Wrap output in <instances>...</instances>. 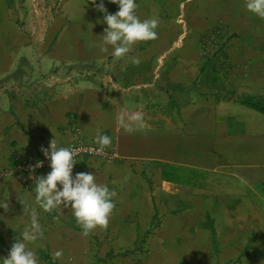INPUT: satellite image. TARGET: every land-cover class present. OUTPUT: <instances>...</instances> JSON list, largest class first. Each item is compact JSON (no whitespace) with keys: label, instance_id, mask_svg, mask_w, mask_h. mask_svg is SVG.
<instances>
[{"label":"crops","instance_id":"1","mask_svg":"<svg viewBox=\"0 0 264 264\" xmlns=\"http://www.w3.org/2000/svg\"><path fill=\"white\" fill-rule=\"evenodd\" d=\"M245 3L226 0L221 11L203 18L212 17L209 26L197 17L200 31L187 43L179 22L158 25L155 40L137 43L124 58L113 57V49L104 54L96 44L102 37L91 39L96 43L89 42L87 53L65 49V29L51 51L37 52L34 35L23 34L0 7V87H7L0 90V170L14 166L16 155L45 156L41 149L54 138L59 148L78 141L98 145L97 137L106 134L118 160L81 163L73 177L96 175L117 193L113 199L125 215L139 197L149 200L154 184L167 194L170 209L217 218L223 257L264 264V113L240 103L253 98L264 104V19ZM220 24L229 41L225 65L211 63L198 43ZM85 65L108 76L71 78ZM134 114L142 121L128 120ZM122 117L133 131L125 130ZM4 184L12 194L24 190L23 178ZM57 210L72 215L70 207Z\"/></svg>","mask_w":264,"mask_h":264},{"label":"rangeland","instance_id":"2","mask_svg":"<svg viewBox=\"0 0 264 264\" xmlns=\"http://www.w3.org/2000/svg\"><path fill=\"white\" fill-rule=\"evenodd\" d=\"M170 1H163L161 5L158 0H137L136 12L140 19L142 13L145 16L150 12L153 18L159 19L161 29H165L169 21L179 22L176 26L181 24L180 30L188 33L184 43L196 39L201 28L199 21L204 22L203 18L208 17L207 14L213 10L221 11L226 2L216 0L207 4V0ZM100 2L96 0L94 5L91 0H0V7L5 8L6 17L23 34L34 35L32 46L38 49L37 52L51 51L57 36L65 29L62 40L65 49H79L87 53L92 47L89 42L96 43L91 39L102 37L96 44H100L99 48L106 54L112 47L107 46V51L103 50V35L107 25L103 23L105 13L97 10ZM103 3L107 14L119 11L117 4L109 0H103ZM157 4L161 6L157 7ZM197 17L202 19L196 26ZM211 20L212 17L203 26H209ZM214 32H218V35L208 40ZM225 32L220 24L214 30L204 32L198 42L201 53L211 63H229L224 56L229 42ZM203 39L207 40V45H202ZM80 68L89 71L92 78L97 75L108 76V73H101L91 65ZM4 86L0 90L3 91ZM145 178L148 180L147 176ZM7 181L9 179L0 182V260L9 256L12 246L17 239H21L20 233L31 227L32 212L35 211L42 235L35 241L25 243L36 253L38 264H238L236 257L229 260L221 253L219 236L222 232L216 229L222 225L215 223L217 218L192 215L184 207L170 209L167 194L157 193L154 184H151L149 200L139 197L133 202L135 210L130 214L125 215L124 207L114 201L116 207L107 227L97 228L85 237L73 214L62 217L57 209L45 212L36 201V193L30 195L22 189L12 194L10 187L4 184ZM18 183L15 180L12 184ZM58 250L63 252L60 258L54 255Z\"/></svg>","mask_w":264,"mask_h":264},{"label":"clouds","instance_id":"3","mask_svg":"<svg viewBox=\"0 0 264 264\" xmlns=\"http://www.w3.org/2000/svg\"><path fill=\"white\" fill-rule=\"evenodd\" d=\"M95 5L96 0H91ZM117 4L119 11L107 14L103 0L97 5V10L105 13L103 23L107 25L103 35V50L111 46L115 58L126 57L139 42L153 41L157 38L158 21L155 18L141 20L137 15V0H109ZM246 9L254 16L264 19V0H246ZM134 63H138L134 57ZM128 120L142 121L139 114L130 115ZM120 123L128 132L133 131L132 126L122 117ZM96 149L98 153L105 151L111 144L108 135L97 137ZM45 157L50 160L51 171L46 176L36 179L34 191L36 201L45 212H52L60 208H71L77 224L82 228V235L87 237L97 228H106L109 218L116 207L114 197L117 193L106 185L96 181V175L88 172L76 173L73 170L77 163L76 149L71 147H57L55 138L49 149H41ZM37 162L36 167H42ZM58 185L60 187H58ZM42 235L41 226L37 220V213L32 212L31 227L20 233V240L12 246L7 258L0 260V264H38L36 253L26 246L25 242L35 241ZM55 257L60 258L63 252L58 250Z\"/></svg>","mask_w":264,"mask_h":264},{"label":"built area","instance_id":"4","mask_svg":"<svg viewBox=\"0 0 264 264\" xmlns=\"http://www.w3.org/2000/svg\"><path fill=\"white\" fill-rule=\"evenodd\" d=\"M216 35H218V32L212 33L208 40H212L213 38H215ZM202 45H207L206 39L202 40ZM74 72L75 73L71 74V78L85 77L91 74L89 71L84 69ZM68 147L77 150L75 156L77 163L75 166H78L81 163H85L91 160H102L109 162L118 160V154L112 145L107 146L105 148V151L102 153H98L96 151L99 145L85 143L81 141L74 142ZM37 162H42L43 166L36 167ZM50 171V160H48L45 156L39 157L35 160H25L21 156L16 155L14 157V166L0 170V181L13 178H23L24 189L30 191L34 189L36 179L39 178L43 172Z\"/></svg>","mask_w":264,"mask_h":264},{"label":"trees","instance_id":"5","mask_svg":"<svg viewBox=\"0 0 264 264\" xmlns=\"http://www.w3.org/2000/svg\"><path fill=\"white\" fill-rule=\"evenodd\" d=\"M242 105L256 109L257 111L264 113V104L260 101H256L253 98L244 99L240 102Z\"/></svg>","mask_w":264,"mask_h":264}]
</instances>
